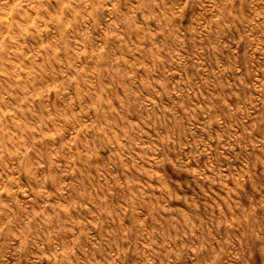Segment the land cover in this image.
Wrapping results in <instances>:
<instances>
[{
  "label": "rangeland",
  "instance_id": "rangeland-1",
  "mask_svg": "<svg viewBox=\"0 0 264 264\" xmlns=\"http://www.w3.org/2000/svg\"><path fill=\"white\" fill-rule=\"evenodd\" d=\"M0 264H264V0H0Z\"/></svg>",
  "mask_w": 264,
  "mask_h": 264
}]
</instances>
